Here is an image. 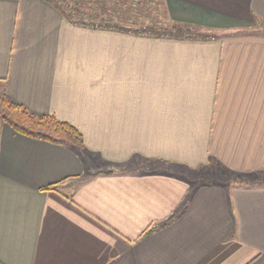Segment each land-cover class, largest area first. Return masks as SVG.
I'll return each instance as SVG.
<instances>
[{"label": "crops", "instance_id": "0c3cea01", "mask_svg": "<svg viewBox=\"0 0 264 264\" xmlns=\"http://www.w3.org/2000/svg\"><path fill=\"white\" fill-rule=\"evenodd\" d=\"M158 1L216 38L0 0V91L83 137L76 150L0 124V264H264V0ZM210 163L243 183L183 175Z\"/></svg>", "mask_w": 264, "mask_h": 264}, {"label": "trees", "instance_id": "16d2710c", "mask_svg": "<svg viewBox=\"0 0 264 264\" xmlns=\"http://www.w3.org/2000/svg\"><path fill=\"white\" fill-rule=\"evenodd\" d=\"M49 1L68 22L79 27L155 39L208 40L216 38L212 33L172 22L169 29L153 25H131L127 23L132 14L138 15V10L134 9L135 1L141 5L140 10L142 9L148 14L150 12L148 9H150L151 4H154V0H70L73 4L70 7L60 0ZM91 5H95V12L90 11L94 9L90 8ZM85 9H88L89 12H86ZM0 123L7 125L17 134L31 139L76 150L83 148V137L73 125L60 121L52 115L32 114L21 105L14 103L3 91H0ZM44 190L56 191L57 186H49ZM173 217L171 216L162 225L150 227L144 234L168 224Z\"/></svg>", "mask_w": 264, "mask_h": 264}, {"label": "rangeland", "instance_id": "374dc122", "mask_svg": "<svg viewBox=\"0 0 264 264\" xmlns=\"http://www.w3.org/2000/svg\"><path fill=\"white\" fill-rule=\"evenodd\" d=\"M61 2L66 3L69 7L72 6V2L70 0H60ZM134 9L138 10V15L132 14L130 16L127 23L129 24H135V25H153L157 27H166L169 29V27L172 26L170 24L171 22L168 21L166 18V14L164 11V8L161 6L160 2L158 0H154V4H151V7H149L150 12L147 14L144 10H140L141 5L135 1ZM92 10H95V5L90 7ZM86 12H89L88 9ZM95 12V11H94ZM140 12V13H139ZM260 30L264 31V24L259 27ZM1 124V123H0ZM183 175L187 178H190L192 185L198 186L203 183H221V184H228V185H234V184H242V180H238L239 177L224 168L214 164L210 163L206 167L199 168L197 170H185ZM264 175L260 177V179H263Z\"/></svg>", "mask_w": 264, "mask_h": 264}, {"label": "water", "instance_id": "95a60500", "mask_svg": "<svg viewBox=\"0 0 264 264\" xmlns=\"http://www.w3.org/2000/svg\"><path fill=\"white\" fill-rule=\"evenodd\" d=\"M105 173H110V172H105Z\"/></svg>", "mask_w": 264, "mask_h": 264}]
</instances>
